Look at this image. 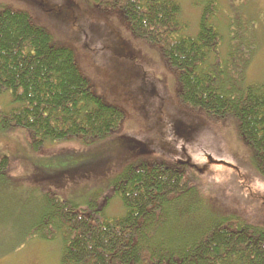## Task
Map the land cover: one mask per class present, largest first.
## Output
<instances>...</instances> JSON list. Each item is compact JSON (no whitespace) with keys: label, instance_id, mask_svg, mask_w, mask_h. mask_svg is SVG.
<instances>
[{"label":"trees","instance_id":"1","mask_svg":"<svg viewBox=\"0 0 264 264\" xmlns=\"http://www.w3.org/2000/svg\"><path fill=\"white\" fill-rule=\"evenodd\" d=\"M83 2L90 10L115 13L133 37L157 50L175 79L181 108L211 122L234 123L264 182V84L239 83L249 58L232 59L230 68L239 65L237 81L228 75L227 49L221 57L219 51L225 39L219 21L227 15L222 0H191L199 8L195 34L187 33L177 0ZM232 21L227 48L238 29ZM5 93L10 100L0 108V130L23 129L33 152L46 144L120 135L123 112L92 90L73 50L9 4L0 5V95ZM131 144L127 148L136 149ZM163 150L154 162L127 164L105 191L93 190L82 202L45 198L39 225H52L59 236L62 264H264V194L251 193L247 209L225 210L218 202L223 194L209 196L194 160ZM7 168L6 157L0 158L5 176ZM92 168L96 164L86 169ZM113 197L124 212L110 218L105 211Z\"/></svg>","mask_w":264,"mask_h":264},{"label":"rangeland","instance_id":"2","mask_svg":"<svg viewBox=\"0 0 264 264\" xmlns=\"http://www.w3.org/2000/svg\"><path fill=\"white\" fill-rule=\"evenodd\" d=\"M177 1L189 26L187 33L195 34L199 8L191 0ZM5 4L25 9L52 38L71 48L92 90L119 108L124 119L116 137L46 144L39 152L30 149L23 129L0 130V158L8 162V175L0 171V264H62L59 236L52 233V225H39L45 198L82 202L93 190L105 191L127 164L154 162L164 156V148L194 160L203 171L198 175L209 196L223 194L218 202H224L225 210L247 209L251 193L264 194V182L254 171L234 123L211 122L181 108L174 95L175 79L157 50L133 37L118 15L90 10L83 0H0V5ZM222 7L227 15L219 21L225 37L219 51L221 57L227 49L223 61L228 75L237 81L233 71L239 72V65L230 68L232 59L249 58L239 83L264 84V0H222ZM229 20H235L238 29L227 48ZM9 100L8 93L0 95V108H6ZM129 144L136 149L129 150ZM92 164L96 168L86 169ZM52 180L58 185L53 186ZM123 212L120 200L111 198L106 216Z\"/></svg>","mask_w":264,"mask_h":264}]
</instances>
